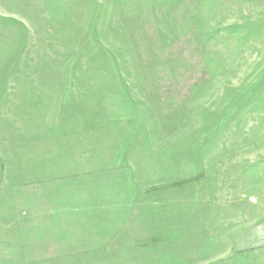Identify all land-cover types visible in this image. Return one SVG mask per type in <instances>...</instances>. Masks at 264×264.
Returning <instances> with one entry per match:
<instances>
[{
	"label": "rangeland",
	"instance_id": "rangeland-1",
	"mask_svg": "<svg viewBox=\"0 0 264 264\" xmlns=\"http://www.w3.org/2000/svg\"><path fill=\"white\" fill-rule=\"evenodd\" d=\"M18 261L264 264V0H0Z\"/></svg>",
	"mask_w": 264,
	"mask_h": 264
},
{
	"label": "trees",
	"instance_id": "trees-1",
	"mask_svg": "<svg viewBox=\"0 0 264 264\" xmlns=\"http://www.w3.org/2000/svg\"><path fill=\"white\" fill-rule=\"evenodd\" d=\"M11 250L13 251H18L20 254L23 253L25 250L23 248H16V247H12L10 249L7 250V253L11 254L12 255V252ZM10 258V257H9ZM17 264H24L23 262L20 263L19 261L17 262Z\"/></svg>",
	"mask_w": 264,
	"mask_h": 264
}]
</instances>
